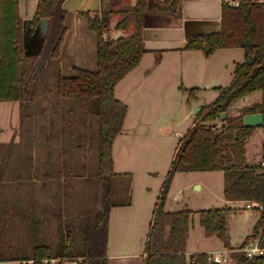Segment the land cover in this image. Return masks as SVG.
Segmentation results:
<instances>
[{
  "label": "trees",
  "instance_id": "obj_1",
  "mask_svg": "<svg viewBox=\"0 0 264 264\" xmlns=\"http://www.w3.org/2000/svg\"><path fill=\"white\" fill-rule=\"evenodd\" d=\"M63 2L39 1L31 23V33L43 19L50 21V27L42 53L29 56L24 44L19 0H0V101L23 103L31 100L34 95L35 98L39 96L38 84L47 81L43 76L50 66L47 73H56L59 95L78 101L100 123L95 205L90 213L77 218L78 224L70 221L67 236L64 235L62 225L59 227L56 249L49 245H36L28 257L14 256L3 260H21L25 264H62L63 261H78L81 258L83 264H108L110 211L120 205L114 200V183L121 175L114 169V144L123 131L128 113V105L116 97L115 89L140 65L148 52L144 43L146 16H177L181 0H113L108 9L103 8L94 18L90 12H80L79 15L88 20L89 29L97 36V69L76 68L74 76H64L60 68L70 16L62 8ZM113 21H116L115 30L122 32V36H111ZM228 48H241L245 55L244 62L236 63L231 85L217 87L219 95L216 100L204 105L196 113L193 126L178 145L155 204L144 264H219L210 262L207 253H197L189 258L186 255L193 211L188 208L178 211L167 209L175 174L222 171L225 178L224 196L227 200L255 199L264 204V173L258 174L259 170L246 162V144L256 127L244 125L245 115L264 114L263 2L240 0L236 6L231 0H222L221 30L191 36L184 46L185 50L202 51L207 58L220 49ZM47 55L50 60L45 72L36 80ZM181 88L188 93V101L196 100L201 91L200 87ZM256 91L263 92L262 101L244 108L242 116L228 118L221 126L207 125L231 110L236 101ZM92 101L97 102L96 110L88 108ZM235 211L231 207L199 211V224L206 236L216 235L225 247L230 248L228 220ZM258 235L260 245L264 247V213L255 226L254 237ZM233 255V264H264V255L253 259L242 251H236Z\"/></svg>",
  "mask_w": 264,
  "mask_h": 264
},
{
  "label": "rangeland",
  "instance_id": "obj_2",
  "mask_svg": "<svg viewBox=\"0 0 264 264\" xmlns=\"http://www.w3.org/2000/svg\"><path fill=\"white\" fill-rule=\"evenodd\" d=\"M115 25L116 21H113L112 27L115 28ZM229 52H232L233 56L226 57L220 62L224 73L232 77L231 82L197 84L202 87L198 94L199 104L195 103L197 100L187 101V94L181 104L175 105L173 99L174 104L167 95L159 94L157 91L153 100L145 101L144 104L152 116L160 111L161 107L167 108L170 113L174 112L176 122L172 124L169 132L155 125L154 134H142L137 137V133L133 136L128 129L132 119L130 117L115 142L114 160L118 172L130 169L133 175L124 176L121 172L116 179L114 183L116 203L129 200L133 189L135 197L143 200L145 187L150 185L153 187V194L150 195L148 212L153 216L159 192H156L153 178H149L146 172L153 170L159 172L157 176L162 188L178 145L195 121V116L184 118L186 111L191 107V114L196 115L195 111L199 106L213 103L219 95L216 88L230 86L236 63H242L244 51L241 48L230 49ZM46 58L38 70L36 80L45 72L50 56L47 55ZM49 68L50 66L43 76L47 81L38 84L39 96L35 98L34 95L31 100L23 103L0 101V259L28 257L31 253L30 246L49 245L56 249L59 243V227L62 225L64 235L67 236L70 221L78 224L77 218L90 213L95 205L99 168V120L78 101L65 99L59 95L56 73H47ZM96 69L97 65L91 70ZM63 75L74 76L75 73ZM159 75L156 70L150 73L149 84L157 80ZM166 82L167 79L162 77L161 83ZM122 84L130 83L124 81ZM34 85L36 83L32 86ZM187 85L191 87V84ZM195 87L197 86L189 89ZM259 94L263 92H254L236 101L231 109L235 111L233 117L242 116L244 106L258 100ZM96 107V101L88 105L91 110H96ZM131 114H134L133 110ZM181 118V123H178ZM223 123L224 121L219 118L207 125L221 126ZM262 130L252 139L250 143L252 146H264V129ZM136 137L137 139H134ZM127 164V168L121 167ZM194 179L203 183V190L197 191L193 187ZM224 187L225 178L222 171L175 174L168 203L177 195L179 202L174 205V209L188 208L193 211L190 248L195 244L193 249H196L206 240L204 229L198 223V212L211 207L210 203H213L215 208L225 207L218 202V194L223 196ZM251 203L255 205L258 202ZM236 206L242 207V202ZM239 207H236V211L242 212V208ZM245 211L248 213L245 214L244 224L249 223L248 220H252V217L258 220L261 215L256 209ZM146 222L147 219L142 226L143 234L138 235L136 248L133 250L142 257L146 242L143 241L141 244V239L150 229ZM236 222L242 225V213L238 215ZM231 226L234 231L233 222ZM234 233L238 243L242 229L239 228ZM135 260L141 263V259Z\"/></svg>",
  "mask_w": 264,
  "mask_h": 264
},
{
  "label": "crops",
  "instance_id": "obj_3",
  "mask_svg": "<svg viewBox=\"0 0 264 264\" xmlns=\"http://www.w3.org/2000/svg\"><path fill=\"white\" fill-rule=\"evenodd\" d=\"M39 1L40 0H19V14L23 23L24 44L27 55L29 56H39L42 53L50 27V21L48 19H43L36 26L35 31L31 33V23L36 15ZM260 1L263 2L262 0ZM104 3L105 0H64L62 3V8L70 14L68 17V31L62 50L60 64L63 74L75 73L76 68L91 70L97 65V36L89 29L88 20L81 17L79 13L90 12L91 16L94 18L96 14L104 8ZM221 25L222 0H181L180 12L177 16L157 14H149L146 16L144 43L148 52L144 55L140 65L128 74L115 89L116 97L128 105V113L124 126L128 124V120L131 117L132 122L130 121L128 129L132 132L133 136L137 133V137L142 134H154L153 132L155 131H153V129L155 125L159 126L161 130L169 132L172 124L176 122L174 112L170 113L166 110L167 108L161 107L160 111L154 113V116L149 114L147 106L144 103L146 100H153L156 91L159 92V94L164 93L168 96L171 103L173 99L175 105H177V103L181 104L183 97L188 94L182 90V86L189 89L193 86L200 87L197 84H224L225 81L231 82L232 77L224 73L220 60L233 56L232 52L229 51L235 48L220 49L209 58L205 57L202 51L184 49V46L191 36L218 32L221 30ZM122 35V32L116 31L115 28H113L111 36L117 38ZM242 56V62H244L245 55L242 54ZM155 70L160 73L159 78L154 80L152 84H149L150 79H148V75ZM162 77L167 79V82L164 84H162L163 82L161 83ZM124 81H129L130 84H122ZM132 82L136 83L132 84ZM187 84H191V87ZM198 99L199 95L196 99L197 101H195L196 104H199ZM262 99L263 94H259L258 100L244 106V108L260 103ZM203 106L204 105L199 106L195 112H198ZM132 110L134 114H131ZM191 111L192 109L190 107L184 115L185 119L190 116H195L191 114ZM181 121L182 118L178 123H181ZM262 129H264L263 126L257 127L246 144V162L249 166L256 167L259 170L258 174L264 173V146H252L250 143L257 135L258 131ZM137 137L134 139H137ZM121 167L123 169L127 168L128 164L127 166L122 165ZM117 168V164L114 160L115 172L120 174L122 171L118 172ZM129 170L125 169V172L122 173L132 174V171ZM146 173L149 178L152 177L156 183V192H159V196L162 190L159 183V176H157L159 172L153 170ZM150 183L152 184L151 180ZM192 183L197 191L204 189V185L200 180L194 179ZM133 186H135V181ZM157 188H159V190ZM209 191L211 192V190ZM151 194H153V187L150 185L146 186L144 198L141 200L138 199L139 197H135L133 189V193L129 200L119 203L120 205L114 206L111 209L107 248L108 264H144L145 253H143L142 257L139 256L140 253H136L133 250L136 248L139 238L138 235L141 236L143 234L142 226L146 219V226L150 228L152 215L148 210L151 203ZM218 196V202L224 204L225 207L236 209V207H239L236 205L242 202V207H239L242 208V212L235 211L228 220L230 248L225 247L223 242L216 235L211 237L206 236V240L200 243L196 249H193L195 244H192V248H190L189 243L193 233L192 226H190L189 237L186 244V255L189 258L197 253L212 254L227 250L230 254L229 256L233 260L230 264H233L235 263L233 254L236 251L243 248L248 240L260 238L259 235L254 237L255 226L261 219L264 211L256 210L261 214L258 220L252 217V220H248L249 223L244 224V222H246L245 214L248 213L245 211L248 210L246 205L250 200L254 202L255 199L229 201L225 198L224 191L223 196L219 194ZM177 202H179V200L176 195L173 197L171 203L167 201V209L169 211L182 210L174 209V205ZM243 203L245 204L243 205ZM210 204L211 207L208 209L215 208L213 207L214 205H212L213 203ZM241 213L242 225H239L236 219ZM232 222L234 231H237L239 228L240 230L242 229V234L240 235L241 237L238 238V243L236 242L237 238H235V233L231 226ZM253 231L254 233L252 234ZM260 231H262V229ZM215 237H217V239H215ZM147 239L148 234L145 236L143 235L141 244L143 241L147 243ZM217 240L219 242H217ZM32 248L33 246H30V250H32ZM138 258L141 259V263L140 261L136 262L135 259ZM81 261L82 259L80 258L78 261H63L62 264H83ZM0 264H25V262L21 260L0 259Z\"/></svg>",
  "mask_w": 264,
  "mask_h": 264
},
{
  "label": "built area",
  "instance_id": "obj_4",
  "mask_svg": "<svg viewBox=\"0 0 264 264\" xmlns=\"http://www.w3.org/2000/svg\"><path fill=\"white\" fill-rule=\"evenodd\" d=\"M231 3L238 6L240 4V0H231ZM246 208L264 211V204L257 203L254 205L251 202H248ZM238 251L244 252L250 259H253L255 256L258 255H264V247H261L260 245V238L248 240L243 246V248ZM229 255L230 254L227 250L215 252L212 254H208V260L210 262H215L219 264H230L233 260Z\"/></svg>",
  "mask_w": 264,
  "mask_h": 264
},
{
  "label": "water",
  "instance_id": "obj_5",
  "mask_svg": "<svg viewBox=\"0 0 264 264\" xmlns=\"http://www.w3.org/2000/svg\"><path fill=\"white\" fill-rule=\"evenodd\" d=\"M113 0H105L104 8L108 9ZM235 111L229 110L220 115V119L225 121L228 118L233 117ZM244 125L246 127H261L264 125V114L263 113H252L244 116Z\"/></svg>",
  "mask_w": 264,
  "mask_h": 264
}]
</instances>
